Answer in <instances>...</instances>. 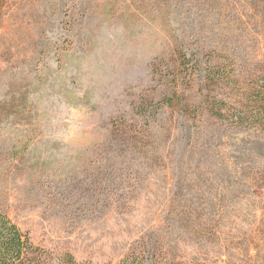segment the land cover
<instances>
[{
  "label": "rangeland",
  "instance_id": "374dc122",
  "mask_svg": "<svg viewBox=\"0 0 264 264\" xmlns=\"http://www.w3.org/2000/svg\"><path fill=\"white\" fill-rule=\"evenodd\" d=\"M260 101L264 0H6L0 212L46 264H264Z\"/></svg>",
  "mask_w": 264,
  "mask_h": 264
},
{
  "label": "trees",
  "instance_id": "16d2710c",
  "mask_svg": "<svg viewBox=\"0 0 264 264\" xmlns=\"http://www.w3.org/2000/svg\"><path fill=\"white\" fill-rule=\"evenodd\" d=\"M5 1L6 0H0V16ZM212 35L214 34H209L208 38H206V41L208 40V48L206 49L213 48L212 43H214V40L211 41L212 39H210ZM185 44L186 43H181L179 46H185ZM177 47L171 51V53L176 52L178 56V59L176 60L177 69L179 67H183L185 70L183 75L185 77L193 75L192 73H196L194 74L196 77L195 83H199L200 86L203 85L204 81L202 80L203 78L200 79L202 76L207 78L209 85H214L216 77L214 66L204 68L199 58L198 51L202 49V44L200 43L199 48L196 46V51L190 55L184 54V51H178ZM177 69L176 67L174 68L171 87L168 88L171 92L165 91L161 98L162 100H167L165 103L166 106L173 107V101L176 97H178L177 95H179L180 92L179 79L182 74L177 73ZM153 103L154 100L152 98L141 99L134 103V108L138 112V115L146 116L148 113H152L150 112L151 109H155V107H153ZM257 114L264 118L263 101H260ZM0 264H46V260L43 258V255L37 251V248L34 247L28 235L22 232V230L3 212H0Z\"/></svg>",
  "mask_w": 264,
  "mask_h": 264
}]
</instances>
